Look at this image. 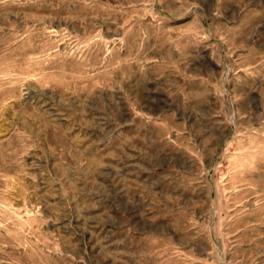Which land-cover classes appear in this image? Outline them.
<instances>
[{
    "label": "rangeland",
    "instance_id": "rangeland-1",
    "mask_svg": "<svg viewBox=\"0 0 264 264\" xmlns=\"http://www.w3.org/2000/svg\"><path fill=\"white\" fill-rule=\"evenodd\" d=\"M0 264H264V0H0Z\"/></svg>",
    "mask_w": 264,
    "mask_h": 264
}]
</instances>
